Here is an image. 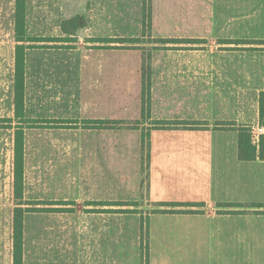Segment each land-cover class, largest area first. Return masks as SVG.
I'll list each match as a JSON object with an SVG mask.
<instances>
[{
  "label": "rangeland",
  "instance_id": "374dc122",
  "mask_svg": "<svg viewBox=\"0 0 264 264\" xmlns=\"http://www.w3.org/2000/svg\"><path fill=\"white\" fill-rule=\"evenodd\" d=\"M78 5L75 9L67 8L58 18L57 14L54 15V10H59L63 5H50L47 38L37 39L34 35L27 37L25 33L27 44L24 47L31 51L29 55H32V63H48L45 64L44 76L52 84L50 94L58 95L61 87H65L72 79L81 78L79 84L76 81L74 84L75 91L78 88L81 90L79 98L73 100L69 109L65 110L66 115L62 114L64 99L60 102L46 100L37 115V118H50L61 114L65 120L71 121H59L61 124L55 120L43 121L45 123L39 126L59 128L67 124V127H71L76 124L74 121L92 116V121H80L79 125L82 124L86 129L98 126L114 129L140 128L144 125L146 111L140 117L134 107H131L133 103H129L130 99L125 97L130 93L129 87L134 79L140 88L138 92L142 88L147 91L153 65L264 63V0H80ZM73 10L89 19L90 24L79 30L72 39H63L60 21L71 19L75 15ZM0 63H13V52H0ZM61 63H79V68L76 64L75 68L69 69L73 72L67 74L68 69ZM86 63L92 64L86 68ZM262 70L264 71V66ZM8 81V76L2 77L0 264H13L15 209L34 207L25 205L33 202L46 204L37 206L36 209L45 208L51 212L24 214L22 264H264V220L246 218L258 215L251 211L252 207L264 208V186L255 165H241V186L234 204L213 202L214 209L218 205L224 208L237 207L234 214L235 217L242 216L239 221L199 218L206 215L202 212H181L173 214L188 215L190 218H160L150 222L148 215L156 214L153 210L158 204H152L143 197L137 204L127 208L132 211V207L137 205V208L142 209L139 213L142 218L140 221L134 222L132 218L119 222L105 221L95 229L96 227H89L87 220L82 221L80 214L107 212L100 210L104 203L60 202L55 199L65 196L58 187H52L48 192L42 189L43 193H39L38 197L24 198L23 195L21 201L17 200L14 181L18 139L24 137L25 129L36 126L30 125L34 121L24 120L23 117L15 118L14 108L9 101L13 84ZM91 84L92 101L88 104L92 105L82 108L81 103L85 101L83 99H91V94L87 93ZM253 84H256L255 79ZM146 91L143 93L144 98L147 97ZM123 93L126 95L122 97ZM148 95L150 98V93ZM254 95L256 96L255 92L251 94V98ZM37 102L40 104V100ZM125 104L129 110L124 109ZM128 114H131V120H124L123 117ZM134 114L136 115L133 116ZM104 117L114 118L111 120L116 122L109 125V121H94ZM38 121L41 120L35 122ZM163 125L160 121L149 120L144 125L147 128L141 129L149 131L154 127H164ZM165 125L177 124L166 122ZM148 131L143 134L145 146L140 150L144 170L147 165ZM45 139H50V136L28 133L26 137L29 146ZM51 160L50 164L47 161L42 164L35 161V164L40 171L38 174L42 173L43 176L49 170L52 173H62L55 177L53 185L56 186L63 182L64 167L56 158ZM106 168L108 165L100 157L99 160L96 158V163H92L93 173L99 174ZM108 171L116 173L111 169ZM215 195H219L221 200H227L225 193L215 192L213 199ZM46 197L52 200H44ZM31 198L37 200H29ZM192 199L184 203H194L206 208L204 202H200L199 195L192 196ZM21 203L23 205L20 206ZM54 209L62 212H52ZM62 213L79 215L68 223L71 225L67 226L71 237L67 240L62 233L64 225L59 224L57 218ZM226 213L227 211L222 214ZM47 214H50V218H47ZM92 228L97 231V239L94 240L92 233L95 231L92 232ZM150 234L151 240H148ZM92 249L95 252L92 253Z\"/></svg>",
  "mask_w": 264,
  "mask_h": 264
},
{
  "label": "crops",
  "instance_id": "0c3cea01",
  "mask_svg": "<svg viewBox=\"0 0 264 264\" xmlns=\"http://www.w3.org/2000/svg\"><path fill=\"white\" fill-rule=\"evenodd\" d=\"M79 3L80 0H25L26 36L34 35L37 39L48 37L50 5H63L59 10H54V15L57 14L58 18L67 8H78ZM15 10V0H0V52H13V63H0V102L2 77L8 76V82L14 83V53L16 46L23 44L18 43L15 38ZM72 13L75 14L74 16L78 15L75 10ZM62 21L65 20H61L60 23ZM26 44L27 41L24 45ZM39 49L42 50V48ZM30 52L29 49H25L24 120L71 121L65 120L60 113V116L50 118H37V115L46 100L60 102L62 99L65 102L62 114L66 115L65 110L69 109L73 100L79 98L81 90L78 88L75 91L74 84L75 81L79 84L81 78L72 79L65 87H61V93L58 95L50 94L52 84L44 76L45 64L48 63H32ZM61 64L68 69L67 74L73 72L69 69L75 68L76 64L79 68V63ZM86 64L87 68L92 63ZM263 66L264 63L153 65L150 85L147 91L145 90L147 97L144 100L148 103V106L145 103V108L147 106L148 110H146L147 117L144 116L143 124L146 125L149 120L160 121L164 127H154L149 131L143 130L147 128L143 124L140 128L131 129L122 127L114 129L107 126L86 129L82 124L79 125L80 121H92V116L89 119L74 121L76 124H72L71 127H67L69 125L66 124L67 126L62 125L59 128L38 126L25 129L23 137L24 198L38 197L39 193H43L42 189L48 192L50 188L58 187L65 196L55 199L60 202L104 203L100 210L107 212L80 214V219L87 220L89 227H96L95 229L105 221L119 222L128 218H132L134 222L140 221L142 218L139 213L142 209L137 208V205L132 207V211L127 208L137 204L143 197L152 204H158L153 211H183L186 209L182 207L169 206L168 208L159 205L190 202L193 200L192 196L199 195L200 202H204L206 208H189L197 213H206L199 218L222 219L227 222L239 221L242 216L235 217L234 214L238 210L237 207L224 208L218 205L214 209L213 202L228 203V205L236 202V194L241 186V165H255L259 171L257 175L264 186V161H240L238 158V129L249 130L250 127L262 125L259 96L264 92ZM161 68L163 71H160ZM47 73L49 75V71ZM253 79H255V85ZM135 80L131 81L132 86L129 87L131 91L125 98L130 99L129 103H133L131 107H134L141 117L143 88L138 92L140 88ZM246 81L248 83L245 84ZM10 89L9 101L13 108L14 91ZM62 89H65V92H62ZM253 92L256 96L251 98ZM87 93L91 94V99H83L85 101L81 103L82 108L92 105V103L88 104L92 101V84ZM125 95L126 93H123L122 97ZM126 108L129 110L127 104L124 105V109ZM130 117L131 114H128L123 119L131 120ZM111 119L114 118H97L94 121L116 122ZM166 122H175L177 125H165ZM147 131V165L144 170L143 163L140 161V150L144 143L143 134ZM28 133L48 134L50 139L36 141L29 146L26 141ZM259 145L260 142L258 146H253L258 150ZM99 157L104 160L108 168L96 174L92 172V163H96V158L99 160ZM52 158H56L64 167L63 182L57 183L56 186L53 185L55 177L62 173H52L53 171L49 170L43 176L42 173L38 174L40 171L35 164V161L41 164L47 161L50 164ZM109 169L116 173H109ZM218 191L225 193L227 200H221L219 195H215L213 199V194ZM44 200L52 199L46 197ZM226 211V214H222ZM251 211L258 215L246 218L264 220V208L252 207ZM157 213L148 215V220L151 222L160 218L177 220L190 218L187 217L188 215ZM218 213L221 215H216ZM78 216V213H62L57 217L58 223L64 225L62 233L65 240L71 237L67 226H71L69 224L73 221L72 218L77 219ZM47 218H50V214H47ZM95 229L92 228V232L95 231L92 233V240L97 239ZM149 239L151 240V234L148 236ZM93 252L95 249H92Z\"/></svg>",
  "mask_w": 264,
  "mask_h": 264
},
{
  "label": "trees",
  "instance_id": "16d2710c",
  "mask_svg": "<svg viewBox=\"0 0 264 264\" xmlns=\"http://www.w3.org/2000/svg\"><path fill=\"white\" fill-rule=\"evenodd\" d=\"M15 38L18 43H23L21 45H17L15 49L14 63H15V76L13 83V108H14V116L17 119H21L23 117V109H24V63H25V49L24 43L25 40V11L26 4L25 0H15ZM88 24V19L82 15L78 14L74 16L70 20L62 21L60 24V30L64 35L63 39H72L76 33L86 28ZM72 37V38H71ZM142 90V112L144 113L147 109L145 108L146 100H144V94ZM147 93V92H146ZM259 114L260 120L262 121V125H264V92H262L259 96ZM58 124L62 122L57 121ZM43 121L31 122L30 125L38 127L39 125L44 124ZM113 124V123H108ZM238 158L240 161H253L260 160L264 161V136L260 139L259 149L257 150L252 144L250 140L249 130L247 128H239L238 129ZM145 144H142V148H144ZM16 169H15V195L17 200L21 201L23 199V136L18 139V151L16 152ZM23 205L22 203L19 204ZM27 206H34L31 208H27L23 210L21 207H18L14 211L13 217V264H22L23 262V216L27 212H51L47 211L49 209L38 208L37 206H45L46 204H42L40 202L26 203ZM51 205H58L56 203H51ZM159 206L162 207H182V208H199L201 205L194 203H176V204H167L161 203ZM34 211H33V210ZM32 210V211H31ZM52 212H62L60 209H54ZM154 212H162V213H195L192 210L185 211H154Z\"/></svg>",
  "mask_w": 264,
  "mask_h": 264
},
{
  "label": "built area",
  "instance_id": "2783aa9c",
  "mask_svg": "<svg viewBox=\"0 0 264 264\" xmlns=\"http://www.w3.org/2000/svg\"><path fill=\"white\" fill-rule=\"evenodd\" d=\"M249 134H250L252 144L255 146H258L260 142V137L264 136V125L250 127Z\"/></svg>",
  "mask_w": 264,
  "mask_h": 264
}]
</instances>
